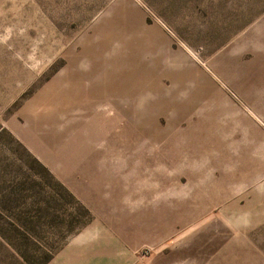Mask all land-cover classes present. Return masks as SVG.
Returning <instances> with one entry per match:
<instances>
[{"label": "rangeland", "instance_id": "1", "mask_svg": "<svg viewBox=\"0 0 264 264\" xmlns=\"http://www.w3.org/2000/svg\"><path fill=\"white\" fill-rule=\"evenodd\" d=\"M0 264H264V0H0Z\"/></svg>", "mask_w": 264, "mask_h": 264}]
</instances>
